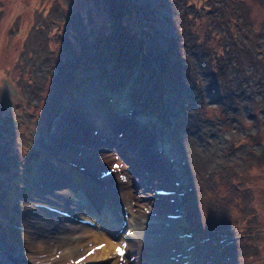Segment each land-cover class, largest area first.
Listing matches in <instances>:
<instances>
[{"label": "rangeland", "instance_id": "obj_1", "mask_svg": "<svg viewBox=\"0 0 264 264\" xmlns=\"http://www.w3.org/2000/svg\"><path fill=\"white\" fill-rule=\"evenodd\" d=\"M68 187L122 255L57 254ZM138 209L153 262L264 264V0H0V264H141Z\"/></svg>", "mask_w": 264, "mask_h": 264}, {"label": "bare ground", "instance_id": "obj_2", "mask_svg": "<svg viewBox=\"0 0 264 264\" xmlns=\"http://www.w3.org/2000/svg\"><path fill=\"white\" fill-rule=\"evenodd\" d=\"M77 114H79V113H77ZM100 118L104 119L102 116H100ZM93 124H94V122H93ZM141 146L143 149H145V152L142 153L139 150H138V152L141 156L144 155L145 160L143 161V163H146V165H147L146 168H148L149 165L152 166V170L151 169H148V170L142 169L141 170V174H143V177L146 178L148 181L151 176L158 175L157 174L158 170L156 171L155 167L158 169L160 167L156 166V164H153L154 166L152 165L154 160H153V156H151V152L149 151V146L147 145V143H141ZM84 155H87V154L84 153ZM48 166L49 165H47V167ZM90 166H92V165L90 164ZM85 167L89 168V165H87ZM159 171H160V169H159ZM93 172H94V174H96L97 170H93ZM168 176L170 177L169 173H168ZM57 193L61 194V195L62 194L67 195V198L65 197L64 200H68V204H66V207H65V209L68 211V214L63 216V218H65L66 220L71 221L73 223V224H71L72 228L69 230L68 235H67L68 239H67V241H64V246L62 247L63 249L60 252H58L57 254H61V253L64 254L65 257H67L68 261L70 262V261H73L72 258H75L76 256L78 257L79 255H84V256L89 255V253L92 252L93 249H97V250L95 252H93L92 254L93 255H95V254L99 255L102 253H108L113 248L117 249L120 246V245H116L115 241H113L114 240L113 237H114L115 233L118 232L117 229H116V231H114V229H111V228H115V225L106 226L107 227L106 230H101V229L99 230V228H96V229L93 228L92 229V228H89L88 226H85L84 223H81V220L79 221L77 219V217H78L77 216L78 215L77 210H80L79 206H81L83 203V198L80 197V192H78L74 187H68V188H66V190L58 191ZM62 204H64V203H62ZM58 206L62 207L61 204H58ZM156 212H158V211H156ZM81 213L83 214V212H81ZM110 214L111 213H106V219H104V217H101L102 221L101 222L99 221L101 225H104L107 223V218L110 221L112 220ZM88 216H89V214H88ZM58 217L61 219V216H58ZM160 219H161V216H160ZM160 219L156 218V216L153 214L143 213L140 211V209H138L136 211L135 215L132 217L130 227L128 230L125 231L126 233H124L123 231L120 232L121 239H123V238L126 239V241L130 245L129 248L133 249V247H135L136 245H139V247H138L139 252H138L137 256H138V259L140 260L141 264H146V262L144 261L145 259L149 260L148 264H158L157 260H156V262H153L155 259L153 254H154V252L158 253V251L161 249V247H164L163 245L165 244V239L168 237L166 232L163 231L164 221H162ZM116 223H118V222H116ZM47 224H48V226H50V222ZM101 241H105V242H101ZM90 242H93V243L98 242V244H95L94 246H89ZM98 245H104V247L97 248ZM132 249H131V252H132ZM148 249L150 250V252H147ZM48 250L52 254L54 251L57 250L56 245L51 242V244H49ZM0 251L2 252V254H4L7 257L6 258L7 260H16L17 261L19 254H20V252L17 250V248H15L12 251L7 250L2 242H0ZM38 262H37L38 264H48L45 261H38ZM164 263L166 264V262H164Z\"/></svg>", "mask_w": 264, "mask_h": 264}, {"label": "snow or ice", "instance_id": "obj_3", "mask_svg": "<svg viewBox=\"0 0 264 264\" xmlns=\"http://www.w3.org/2000/svg\"><path fill=\"white\" fill-rule=\"evenodd\" d=\"M102 247H104V245H98V246H97V248H102ZM96 250H97V249H93L92 252H95ZM92 252H90L89 255H92ZM116 252H117L118 254H121V255H122V254H123V249L118 247V248L116 249ZM82 259H83V258H82Z\"/></svg>", "mask_w": 264, "mask_h": 264}, {"label": "trees", "instance_id": "obj_4", "mask_svg": "<svg viewBox=\"0 0 264 264\" xmlns=\"http://www.w3.org/2000/svg\"><path fill=\"white\" fill-rule=\"evenodd\" d=\"M246 142H240V146H243L244 144H245ZM237 169V168H236ZM239 174H240V176H241V170H240V172H239ZM187 214V210H185L184 212H183V215H182V219H183V221H184V217H185V215ZM182 223V222H181Z\"/></svg>", "mask_w": 264, "mask_h": 264}]
</instances>
